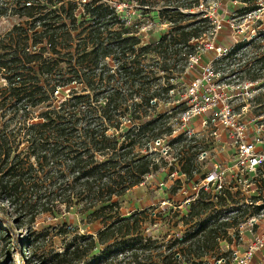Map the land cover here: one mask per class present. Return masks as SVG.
<instances>
[{"label":"trees","instance_id":"1","mask_svg":"<svg viewBox=\"0 0 264 264\" xmlns=\"http://www.w3.org/2000/svg\"><path fill=\"white\" fill-rule=\"evenodd\" d=\"M258 1L240 0L247 6L241 10L249 14L261 8ZM121 3L136 5L146 18L145 12H154L153 21L169 23V31L145 41L133 16L118 8ZM157 4L156 0H12L0 7V18L15 20L0 37V78L6 82L0 85V198L13 209L19 226L34 222L40 214L56 218L60 204L83 221L102 224L96 236L76 235L66 244L56 255L58 264L90 259L96 264L100 254L129 249L131 258L141 264L139 250L145 252L153 242L145 236L144 224L157 213L137 209L124 215L119 198L162 165L132 148L146 138L160 137L162 116L149 118V112L162 92L174 86L178 72L183 74L189 54L197 52L212 24L204 11H182L198 7L201 0L166 3L154 11ZM251 43L237 44L219 64L232 58L226 69L234 79H261L258 86L264 89V54L237 57ZM150 53L154 57L148 60ZM162 79L167 86L156 87ZM252 101L258 104L264 124V90ZM37 109L40 114L33 121L31 113ZM191 168L186 164L182 168L190 180ZM179 182L170 187L171 193L180 195ZM206 198L202 193L203 214L216 204ZM201 213L194 206L181 220L189 224ZM68 223L66 234L78 230L75 222ZM220 225L191 235L195 245L184 249L185 264L202 261L212 243L214 247ZM4 231L0 225V234L6 236ZM181 254L165 255L162 264H176Z\"/></svg>","mask_w":264,"mask_h":264},{"label":"rangeland","instance_id":"2","mask_svg":"<svg viewBox=\"0 0 264 264\" xmlns=\"http://www.w3.org/2000/svg\"><path fill=\"white\" fill-rule=\"evenodd\" d=\"M156 1L158 4L152 8L154 11L160 10L166 3H171L172 5H180V3H182V0ZM11 2L12 0H0V7L9 5ZM258 3L261 8L256 9L249 14L241 10L247 6L244 3H241L240 0H201V4L194 9H182L185 13L204 11L203 13L212 20V24L207 26V33L204 35L203 39L199 40L196 47L197 51L200 52V55L202 56L200 59L201 64L208 61V58L204 53L210 48V45H212L214 41L217 44L222 43L226 45L228 49L235 47L239 43L253 42L238 52L237 57L240 59H248L251 56H262L264 54V0H259ZM118 8L122 12L124 11L127 17H135H132V22L139 25L141 33L144 34L145 41L156 39L159 34L168 32L170 29L169 23H155L153 21L152 16L156 17L157 20V16H155L154 12H145V15H148L146 18L141 14L143 12L138 11L136 5L127 6L121 3ZM236 9H240L241 12H237ZM14 22L15 20L11 18H0V37L12 28ZM208 52L210 56H214V51L208 50ZM152 57H154V54L150 53L147 56V59L150 60ZM232 61L233 59L230 58L222 61L221 64L217 66L218 71L223 73V81L230 83V85H228L230 90L227 91L229 95L234 93L233 90L240 87L242 84L237 78H233L234 81H232L230 76H233L234 74H230L226 69L228 68L227 63H231ZM236 62H238V60ZM252 62H254V60ZM110 64L114 66L112 62ZM173 64L175 65V63ZM180 65L181 64L177 66ZM235 66L237 69L238 65L235 64ZM185 70L183 74L185 73ZM237 70H239V68ZM160 75H163V72H161ZM177 76L179 77V80H177V83L175 82L176 88L174 89V93L171 91L162 92L161 96L158 97V101L160 102H158L154 109H151L148 116L149 118L152 117L153 114H159L162 116L160 120L162 132L159 138H163L170 142L173 149V156L176 157V159L170 163V159L162 158L161 147L155 145V139L153 138L150 140H147L146 138V140L142 142L139 141L132 150L141 154L152 155L158 159V162L162 166L156 174L148 175L141 184L133 187L126 195L119 198L121 213L124 215L133 213L137 209H148L149 212L155 211L157 213V215L153 214V216L149 218L147 224H144L145 236L147 235L148 237H151L153 242L148 244L145 252L142 253V250H139L141 255L140 259L142 260L141 264H162L163 262H166L164 256L172 255L174 252L182 253L178 256L179 259L176 264H185L186 258L184 257V249L195 245L192 244L193 240L191 235L196 234V232L202 234V231L205 230H202V228L217 225L218 223L222 225H220L221 229L228 227L229 223L232 224L231 221L233 220V216L229 218V223L221 222L225 217L231 215V212L237 208L240 210L246 209L247 212L254 210L252 207L248 208V205L242 200L241 193H237L234 198L236 200L240 198L241 200L237 205L233 206L227 204L223 206V204L218 203L211 207L205 214H203L202 210L205 209V207L203 206V200L200 199L202 195L201 193L199 196L195 197L191 208L195 206V209L197 211H202V213L196 215L195 219L189 224H185L184 221L181 220L184 213L179 208L173 209L171 213L162 210V207L163 209L171 207L168 203L163 205V201L170 200L174 204H179L192 194L190 188L186 195L182 192V182L178 183V186L180 187L177 186L179 190L181 189L178 191V193L180 192V195L171 193L170 187L177 181V175L185 164L191 166L196 164V150L193 149V144L184 141L182 131L179 130L177 124L172 121L174 117H179L182 110L187 107V105L186 107H184L185 105L179 106V103L175 101L186 95L189 79L187 77L183 79L179 72ZM246 79L248 80V78ZM261 81L262 80L259 79L258 81L251 82L253 88L255 87V90H252V93H250V95L252 94V97L264 90L258 86V83ZM249 82L250 81H247V83ZM5 83L4 79L0 78V85L4 86ZM156 84V87H163L166 85L163 79ZM246 95L247 94L245 93L234 98V104L239 106L242 103H245V99L249 100L251 97L250 95H247L249 97L247 98ZM135 101L136 99H133L132 103ZM250 106V112L247 113L259 115V111H257L258 104H254V102L251 101ZM247 113L243 115L248 117ZM39 114L40 110L38 109L31 113L33 121H37ZM259 116L261 119L263 118L261 115ZM122 119L125 120L126 118L122 117ZM146 121L148 122L149 120ZM195 124L196 127H200V119ZM133 125L134 124H132V126ZM171 128L172 131L170 130ZM173 130H176L177 132H174L172 136L171 133ZM147 135L148 137L151 135L150 130L147 132ZM139 138L140 137H138V139ZM98 159L103 160L104 157H99ZM176 170L179 171L178 174L171 178L169 174L171 171L174 172ZM166 185H168V188ZM188 187H191V185ZM57 210L59 212L56 218H53L50 215L40 214L36 217L34 222L31 223L27 221L24 225L19 226V222L15 219L17 215L13 213V209L6 201H3L0 198V225L5 227L6 231H4V233L7 234L6 236L0 234V264H58L56 261L57 253L63 252L66 244H69L74 240L76 235L96 236L97 231L102 228V224L99 221L88 223L81 219V215L76 216L78 215L77 213H69L66 211V204H60ZM68 222L70 224L75 222L78 230L75 231L74 229H71V231L66 234V223ZM175 223L179 224L177 225ZM231 231L232 229L230 227L226 228L225 231H220V234L224 237L222 239H226L227 241L231 240L232 237L229 233ZM224 242L226 241H221L220 244ZM21 248L25 252L23 255L20 251ZM113 249L119 248L114 247ZM220 252L221 249L218 241L217 243L214 241V247L212 243V248H210V250L203 256L202 260H211L212 257L218 256ZM132 253L133 250L129 249L124 252H115L112 255L109 253L100 254L97 256L96 264H138L134 258H131L130 255ZM126 257L130 258L128 259ZM200 261L201 260H199L197 264H203V262ZM91 262L92 260L90 259L88 262L81 264H90ZM187 264L193 263L189 262Z\"/></svg>","mask_w":264,"mask_h":264},{"label":"built area","instance_id":"3","mask_svg":"<svg viewBox=\"0 0 264 264\" xmlns=\"http://www.w3.org/2000/svg\"><path fill=\"white\" fill-rule=\"evenodd\" d=\"M230 49L214 41L208 49L214 51V56H210L207 50L204 54L208 61L203 64L200 63V52L189 54L185 73L181 75L183 79H189L187 93L175 101L179 106L187 107L172 121L182 131L184 141L193 144L196 164L191 168V180L182 170L179 174L177 170L171 171L169 176L172 178L178 174L176 180L183 183L182 192L186 195L190 188L192 194L179 204L170 200L163 201V205L168 203L171 207H162V210L179 208L188 215L195 197L201 193L208 196L207 201L216 204L222 201L223 206H234L241 201L240 198L234 199L236 194L241 193V199L248 208L252 207L254 210L247 212L246 209L237 208L225 217L221 223H229L231 216L233 220L228 227L219 228L215 238L221 249L220 254L201 262L264 264V124L259 115L247 113L250 112L253 98L250 93L255 90L251 82L239 81L242 84L233 90L234 93L229 95L227 92L230 90V83L223 81V73L218 71L217 66ZM230 77L234 81V76ZM177 80L178 76L172 79L174 86L170 91L173 93ZM245 93L251 96V100L245 99V103L236 106L234 98ZM246 113L248 117L243 115ZM197 118L200 119L199 128L194 124ZM174 132L177 131L173 130L172 136ZM155 145L161 147L162 158L170 159V163L176 159L170 142L158 138ZM229 227L232 229L229 232L232 238L227 241L222 239L224 237L220 231ZM221 241L226 242L220 244Z\"/></svg>","mask_w":264,"mask_h":264},{"label":"crops","instance_id":"4","mask_svg":"<svg viewBox=\"0 0 264 264\" xmlns=\"http://www.w3.org/2000/svg\"><path fill=\"white\" fill-rule=\"evenodd\" d=\"M198 120H199L198 118H197V119H195V121H194V124H195V123H197V122H198ZM197 128H199V127L197 126ZM171 186H172V185H171ZM166 187L168 188V185H166Z\"/></svg>","mask_w":264,"mask_h":264}]
</instances>
